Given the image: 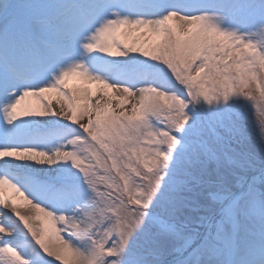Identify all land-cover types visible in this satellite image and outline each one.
I'll use <instances>...</instances> for the list:
<instances>
[{"label": "snow or ice", "instance_id": "1", "mask_svg": "<svg viewBox=\"0 0 264 264\" xmlns=\"http://www.w3.org/2000/svg\"><path fill=\"white\" fill-rule=\"evenodd\" d=\"M54 261L264 264V0H0V264Z\"/></svg>", "mask_w": 264, "mask_h": 264}, {"label": "bare ground", "instance_id": "2", "mask_svg": "<svg viewBox=\"0 0 264 264\" xmlns=\"http://www.w3.org/2000/svg\"><path fill=\"white\" fill-rule=\"evenodd\" d=\"M129 42H131V38H129ZM72 88H81V89L88 88V89H94L95 88V85H88V84L82 83L78 79H71L68 82V88L66 90L72 89ZM52 100H53V104H54L55 103V97L54 96L52 97ZM25 103L26 104H29V105H31L33 107L38 106V102L34 98H29L28 100L25 101ZM21 211L22 212H26L27 211V206H22L21 207ZM37 223H39V222L37 221ZM56 263H58V262H56Z\"/></svg>", "mask_w": 264, "mask_h": 264}, {"label": "rangeland", "instance_id": "3", "mask_svg": "<svg viewBox=\"0 0 264 264\" xmlns=\"http://www.w3.org/2000/svg\"><path fill=\"white\" fill-rule=\"evenodd\" d=\"M255 120H256L255 111L250 110V112H249V128H250V135H251V139H252L253 143H256V141H257L256 129L254 127ZM54 264H58V263L54 262Z\"/></svg>", "mask_w": 264, "mask_h": 264}]
</instances>
